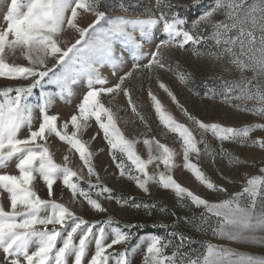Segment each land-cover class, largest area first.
Masks as SVG:
<instances>
[{
	"label": "snow or ice",
	"instance_id": "snow-or-ice-1",
	"mask_svg": "<svg viewBox=\"0 0 264 264\" xmlns=\"http://www.w3.org/2000/svg\"><path fill=\"white\" fill-rule=\"evenodd\" d=\"M99 6L100 0H26L23 3L9 0L6 6L3 15L6 27H0V78L26 83L0 88V169L15 161L19 173L0 174V189L9 194L10 200L9 209L0 205V251L3 253L0 264H135L137 255L141 257V264H264V257L236 254L229 248L199 242L201 247L206 244L204 255L191 247L197 243L194 238L176 231L167 236L146 234L133 245L135 233L132 229L140 225L126 224L122 228L111 217L89 222L52 199L58 181L70 190L74 202H77V196L83 197L98 213L107 211L101 197L114 199L113 190L102 184L95 170L88 142L80 137L90 127L89 121L94 119L103 131L121 177L127 176L145 193L149 192V184L155 183L173 192L181 204L204 209L198 216L176 217L177 221L183 219L197 231H211L213 236L228 241L264 245V167L260 168L261 174L246 177L240 191L228 194L227 188L215 183L200 163L192 159L194 156L199 161L204 154L213 162L219 156L226 158L230 165L246 163L233 156L224 143L264 150V137L251 138L254 131H264V123L233 128L204 122L191 115L157 76L159 88L195 130L179 122L149 89L147 95L160 125L173 134L180 150L142 134L148 151V158L143 159L136 151L139 140L124 136L112 109L102 100L106 94L122 91L132 112L147 127L145 116L138 111L125 82L144 71L150 75L157 69L172 71L165 59V50H184L190 44L192 55L226 61L240 72L239 81L225 82V102L264 119V0H214V4L190 25L179 14L181 5L173 0H155V11L144 8L142 15L136 17L109 16L100 11ZM118 7L127 12L130 5L120 3ZM80 10L95 17L87 27L77 23ZM216 16L222 19H215ZM161 25L164 38L155 43L154 50L145 53V44L153 43L154 30ZM66 29L78 34L70 45L61 39ZM62 44L68 46L62 47ZM117 45L122 49L119 55ZM201 45L203 49L199 47ZM17 51L27 65L7 62L6 57ZM123 51L132 56L131 70L125 71L119 76L118 83L108 87V79L101 69L108 66L116 75L124 64ZM145 56L147 63H140ZM245 71L252 72L253 76H244ZM175 75L182 84L190 77V73L180 70ZM82 81L86 82L87 91L77 105L76 114L58 124V115L49 114L53 99L72 97L74 86ZM36 89L38 96L34 93ZM233 89L237 90L236 94ZM233 100L252 102V107L233 104ZM36 110L38 116L34 115ZM69 126L73 129L71 132ZM25 129L26 135L21 137ZM196 131L200 133L199 139ZM205 134H211L219 142L218 149L209 144ZM52 136L68 144L69 152L78 153L88 177H95V183L89 179L87 189L80 186L79 181L84 179L83 169L71 168L68 155L64 156L63 164L54 160L48 146ZM178 155H182L183 169L200 185L210 192L226 194L227 198L210 202L178 183L171 174L173 168L179 166L176 164ZM153 163L157 168L162 164L164 170L150 174L148 168ZM37 178L47 188V199L38 194L34 184ZM224 179L234 183L228 177ZM93 193L97 198H93ZM116 202L121 207H143L149 212L156 207L154 204H137L134 199L118 198ZM160 211L167 209L161 207ZM116 245H123V250H115ZM170 247L174 250L167 253L166 249ZM185 247L188 251H183ZM233 255L238 258L232 259Z\"/></svg>",
	"mask_w": 264,
	"mask_h": 264
},
{
	"label": "rangeland",
	"instance_id": "rangeland-1",
	"mask_svg": "<svg viewBox=\"0 0 264 264\" xmlns=\"http://www.w3.org/2000/svg\"><path fill=\"white\" fill-rule=\"evenodd\" d=\"M26 2V0H21ZM174 3H179L181 7L178 9L181 17L191 21L198 17V15L214 4V0H173ZM9 0H0V27H6L3 20V15L6 11V6ZM120 3L129 6L128 11L124 12L118 7ZM144 8H152L155 11V0H100L99 10L104 11L106 15L116 16L123 15L129 17H136L142 15ZM70 15V13H69ZM95 17L91 13H85L80 10V16L77 18V23L81 27H87L92 23ZM215 19H222L220 16H216ZM162 25L157 26L153 33V43L145 44L143 51L154 50V45L163 37L161 31ZM139 39L138 33L136 34ZM78 38V34L70 29L62 34L61 39L67 40L68 44L75 42ZM68 45L62 44V47ZM201 49L203 45L199 46ZM122 49L119 45L116 47V53L119 55ZM165 59L168 64L171 65L172 71L167 69H157L155 74L150 75L147 71L134 75V77L125 82V86L131 91V96L136 103L138 111H140L147 121V127L140 119L132 112L131 107L128 104V98L124 96L123 92L118 94H106L102 97L106 107L112 109L117 126L123 132L124 136L128 139H138L136 144L137 153L143 158H148V151L143 144L145 135L148 138L155 137L161 143L180 150L179 144L175 141L173 134L167 133L166 130L160 125L159 120L152 109L151 101L147 95L148 90L151 91L161 100L162 104L170 111L173 116L181 123L187 124L195 130V126L187 120V118L181 113L176 105L171 101V98L159 88L156 77L158 76L170 90L176 95L177 100L187 111L204 122L219 123L224 127L243 128L249 125L264 123V119L251 113L241 111L232 107L228 102H225L224 93L227 91L225 82L239 81L241 78L240 72L233 66L227 64L226 61H215L209 59L207 56L196 57L192 55V46L186 45L184 50L178 48L166 49L164 52ZM124 64L117 71L116 75L112 74V69L105 66L101 69V73L108 79L106 86H114L118 83V78L125 71L131 70L133 59L129 52L123 51ZM8 63H16L21 65H27V61L17 51L15 55L9 54L7 57ZM140 63H147V56L139 61ZM51 61L49 62V67ZM177 70L190 73V77L187 83H180L175 75ZM244 76L251 78L253 73L245 71ZM24 81H13L6 78H0V88L2 87H15ZM54 90V89H52ZM87 91L86 82L82 81L80 84L74 86V95L67 99H60L56 97L53 99V104L49 109V114L58 115V124L63 121L70 120L71 115L76 114L77 105L82 100V95ZM237 90L233 89V94H236ZM36 96L39 95V90H34ZM33 100L35 97L32 98ZM231 103H240L242 106L252 107V102H242L233 100ZM34 115L38 116V110ZM90 127L80 134L82 140L88 142L90 151L93 153L92 163L96 172L100 176V180L103 185L113 190L114 199L106 200L100 198L101 203L107 209L104 213H98L90 208L87 201L83 197L77 196L76 201L72 199L70 190L62 187V182L58 181L54 185V195L52 199H56L58 202L65 204L77 215L82 216L89 222L102 221L111 217L114 221L119 222V226L123 228L124 225H140L138 228H133L135 233L131 244H136L140 236L146 234H157L161 236H167L170 232L176 231L183 233L186 236L194 238L197 243L191 245L192 248H196L199 252L206 255V244L201 247L199 242H208L220 247L229 248L233 253L243 255H254L264 257V245L247 243V242H233L222 239L217 236H213L211 231L202 232L197 231L192 226L185 223L183 219L176 220V217H190L193 214L199 215L204 211L203 208H196L195 206H185L181 204L175 194L170 190H164L155 183L149 184V192L145 193L140 190L134 181L128 179L127 176L121 177L119 169L116 167V162L112 158L109 145L104 139L103 131L96 124L95 120L89 121ZM37 122L34 121V126ZM73 129L69 126L68 131ZM145 134V135H142ZM21 137L26 135V129L22 130ZM197 139H199L200 133L196 131ZM95 136V139H93ZM264 137V131L256 130L251 133V138ZM205 138L209 144L215 148H219V142L211 136V134H205ZM49 150L53 154L54 160L59 163H64V156L68 155L70 164L69 166L74 170L82 171L84 177L79 181L80 186L87 189V182L89 179L95 183V177L89 178L87 175V169L83 168L82 161L79 159L78 153L74 150L69 152V145L59 140V138L52 136L48 142ZM203 148V145H200ZM224 147L229 150L233 156L239 157L241 161L246 163L241 164H229L228 160L216 157L215 162L211 157L202 154L199 161L193 156V162H199L205 173L218 185L224 186L228 190V194L235 193L241 190L242 185L245 183L246 177L252 175H259L260 168L264 167V150L254 146H240L236 143L225 142ZM119 156V153H117ZM130 164V162H128ZM182 155L176 157V164L178 167H174L172 175L174 179L182 186L190 189L195 194L208 199L210 202H216L221 199L227 198L226 194L213 193L200 185L198 181L192 176L190 172L182 167ZM163 165L161 164L157 168L156 163L149 165L148 171L150 174H157L159 171H163ZM8 173L18 175V170L15 168V161L9 163L8 167L0 169V174ZM224 177H228L229 180L234 183H229ZM38 194L47 199V188L43 184L42 180L37 178L34 181ZM93 198L95 197L93 193ZM124 198L133 200L137 204H149L156 205L155 208L145 210L143 207L137 209L129 205L121 207L117 204L116 199ZM0 205H3L5 209H9L10 200L9 194L0 189ZM163 207L167 211L161 212L160 208ZM175 213V216L172 215ZM127 231V229H125ZM123 245H116L114 249L117 251L123 250ZM174 249H166L167 253H171ZM112 251V250H109ZM183 251H188L185 247ZM3 258V253L0 251V259ZM232 259L238 258L236 255L231 257ZM135 264H141V257L137 255L135 257Z\"/></svg>",
	"mask_w": 264,
	"mask_h": 264
}]
</instances>
